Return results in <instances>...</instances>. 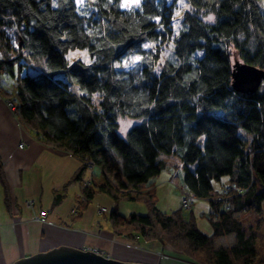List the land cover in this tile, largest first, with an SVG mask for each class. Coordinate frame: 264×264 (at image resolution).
Wrapping results in <instances>:
<instances>
[{"label":"trees","instance_id":"1","mask_svg":"<svg viewBox=\"0 0 264 264\" xmlns=\"http://www.w3.org/2000/svg\"><path fill=\"white\" fill-rule=\"evenodd\" d=\"M185 3L175 23L180 0L131 8L122 0H0V75L13 80L0 94L38 140L76 156L80 171L102 170L104 182L86 186L85 198L114 199L116 236L158 242L197 264H264V89L244 93L233 84L236 59L264 70V0ZM168 45L172 55L162 60ZM77 48L90 61L70 62L67 53ZM134 56L140 60L131 68L116 65ZM126 116L142 121L121 135ZM161 154L180 158L181 195L209 202L202 216L210 234L192 206L158 207L148 182L169 168ZM2 176L0 169L8 200ZM123 200L142 202L147 212L122 215ZM228 235L231 244H217Z\"/></svg>","mask_w":264,"mask_h":264},{"label":"crops","instance_id":"2","mask_svg":"<svg viewBox=\"0 0 264 264\" xmlns=\"http://www.w3.org/2000/svg\"><path fill=\"white\" fill-rule=\"evenodd\" d=\"M6 79L7 86L1 82L0 86L8 91L13 80ZM6 100L0 94V169L9 193L7 200L0 177V264H11L62 245L96 248L114 258L148 264L190 263L158 242L137 244L116 236L109 221L116 206L114 199L104 192L85 198L86 186L95 189L104 182L102 170L94 165L80 171L81 161L76 156L38 140L19 122ZM148 185L155 191L161 210L170 212L181 206L180 190L184 186L176 182L172 169L166 168ZM117 207L125 216L147 212L142 202L123 200ZM209 208V202L199 198L192 204L197 224L206 234L212 232V227L202 215ZM41 210L48 212L46 222L33 219ZM135 252L143 258H136Z\"/></svg>","mask_w":264,"mask_h":264},{"label":"water","instance_id":"3","mask_svg":"<svg viewBox=\"0 0 264 264\" xmlns=\"http://www.w3.org/2000/svg\"><path fill=\"white\" fill-rule=\"evenodd\" d=\"M233 84L237 91L256 92L264 80V70L236 59ZM11 264H148L140 261L121 260L104 255L96 248H76L62 245L17 259Z\"/></svg>","mask_w":264,"mask_h":264},{"label":"rangeland","instance_id":"4","mask_svg":"<svg viewBox=\"0 0 264 264\" xmlns=\"http://www.w3.org/2000/svg\"><path fill=\"white\" fill-rule=\"evenodd\" d=\"M78 2H81L82 0H77ZM140 0H122V6L124 8H131V7H135L139 4ZM180 4H181V8H180V11L178 13V16L176 18V21L175 23H179V20L181 18V15L182 13L188 9L186 3H185V0H180ZM204 20L207 21V22H214L215 20V15L214 14H207L204 16ZM178 31V28L176 30V32ZM171 46L173 44V40L170 42ZM149 45H146V47H148ZM172 55V50H171V47L168 45V46H165L164 49H163V52H162V60H164V58L166 57H170ZM67 57L69 59L70 62L76 60V59H81L83 61H90V57L88 55V52L87 50L85 49H73V50H70L68 53H67ZM140 60V56H134L132 58H130L129 60H126L122 63H116L117 66H122V67H125V68H131L133 67L138 61ZM27 72H29L30 74H37L38 71L35 70V69H28ZM6 78H10L11 81H12V78L11 76L7 75L6 73H1L0 75V82L5 86H7V79ZM261 87L264 89V80L261 84ZM94 95V103L95 104H99V101H98V93H93ZM76 105L72 106L71 107V115L73 117L76 116ZM142 121V119H136V118H131V117H120L119 118V132L121 135H126V132L127 130L134 126L135 124H138ZM161 158L165 159L167 162H168V165L170 166L169 169H172V171L174 172V179L176 180V182L179 184L181 183L183 186H184V183L182 182V178H183V170H182V167H181V162H180V158L177 156V155H174V154H161ZM99 171V170H97ZM223 181H226L225 178L223 179ZM216 186L218 187L219 186V183H216ZM196 201V199L194 200ZM193 201V202H194ZM193 204V203H192ZM191 204V206H192ZM105 210V209H103ZM262 233L264 234V226L262 228ZM121 238V237H119ZM125 239V238H124ZM233 241V236L232 235H228V236H225V237H221L220 239H218L217 241V244H223V245H227V244H231ZM172 249V248H171ZM101 251V250H100ZM104 255L106 256H110L108 253H105L103 251H101ZM171 253L172 255L174 253H177L176 251H174L173 249L171 250ZM178 254V253H177ZM182 257H185L186 260L190 261L189 264H197L195 263L194 261H192L191 259H187L186 256H184L183 254H180ZM258 255L261 256L262 258H264V239L262 240H259L258 242ZM111 257V256H110ZM172 257V256H171ZM118 259V258H117ZM171 261H180V262H183L182 260L180 259H173Z\"/></svg>","mask_w":264,"mask_h":264},{"label":"built area","instance_id":"5","mask_svg":"<svg viewBox=\"0 0 264 264\" xmlns=\"http://www.w3.org/2000/svg\"><path fill=\"white\" fill-rule=\"evenodd\" d=\"M7 104L8 107L10 108L11 111L15 112V104L12 100L7 99ZM20 146H23V143L20 144ZM196 199V196L192 193H187V192H182L181 195V205L185 206V207H189L191 206V204L193 203V201ZM27 204L29 206H32V202L31 201H27ZM47 216H48V212L46 210H41L39 211L37 214H35V216L33 217L34 220L39 221V222H46L47 221Z\"/></svg>","mask_w":264,"mask_h":264},{"label":"bare ground","instance_id":"6","mask_svg":"<svg viewBox=\"0 0 264 264\" xmlns=\"http://www.w3.org/2000/svg\"><path fill=\"white\" fill-rule=\"evenodd\" d=\"M134 254H135L136 258L141 259L142 256H141L140 252H135ZM127 256L130 257V254H128Z\"/></svg>","mask_w":264,"mask_h":264}]
</instances>
